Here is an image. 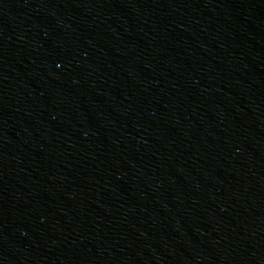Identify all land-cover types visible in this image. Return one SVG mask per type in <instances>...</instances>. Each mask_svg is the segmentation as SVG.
<instances>
[{
	"label": "water",
	"instance_id": "95a60500",
	"mask_svg": "<svg viewBox=\"0 0 264 264\" xmlns=\"http://www.w3.org/2000/svg\"><path fill=\"white\" fill-rule=\"evenodd\" d=\"M0 264H264V0H0Z\"/></svg>",
	"mask_w": 264,
	"mask_h": 264
}]
</instances>
